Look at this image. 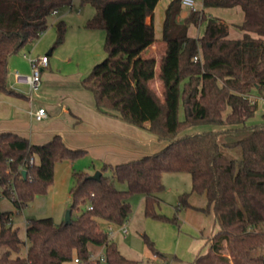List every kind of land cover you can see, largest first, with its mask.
Segmentation results:
<instances>
[{
  "label": "trees",
  "instance_id": "trees-1",
  "mask_svg": "<svg viewBox=\"0 0 264 264\" xmlns=\"http://www.w3.org/2000/svg\"><path fill=\"white\" fill-rule=\"evenodd\" d=\"M83 1L96 11L86 27L106 32V56L82 78L83 87L94 95L100 112L138 127L148 122L147 129L168 143L140 158L104 163L99 180L89 172L74 171L69 223H56L51 216L30 217L24 240L12 222L13 211L0 210V264H65L75 258L80 264H139L121 252L101 225V220L125 224L133 212L134 193L144 195L146 216L164 222L177 223L182 208L214 214L219 230L195 264H264V112L256 117L258 101L253 95L256 90L264 99V0H203L202 8L191 10L182 21V0H171L165 8L166 49L158 73L157 60L142 55L156 40L158 0ZM72 3L0 0V94L21 95L7 85L10 57L38 40L49 28L51 15ZM237 5L244 13L237 24L243 35L234 38L229 25L206 9ZM201 23H205L202 34L190 36L189 27ZM55 26L52 50L65 42L67 33L65 20ZM156 76L162 96L150 84ZM205 124L217 128L179 136L189 127ZM84 153L69 147L60 134L33 144L17 133H0L2 197L22 211L48 192L56 162ZM165 171L191 175V189L179 195L173 216L156 208L165 188ZM192 192L205 194L206 206H193ZM75 210L78 214L73 217ZM144 237L153 254L168 263L146 233ZM26 243L27 252L21 255Z\"/></svg>",
  "mask_w": 264,
  "mask_h": 264
},
{
  "label": "crops",
  "instance_id": "crops-1",
  "mask_svg": "<svg viewBox=\"0 0 264 264\" xmlns=\"http://www.w3.org/2000/svg\"><path fill=\"white\" fill-rule=\"evenodd\" d=\"M170 1L171 0H158L154 10L155 35L157 10L158 8L161 9L160 23L162 29L165 18V8ZM200 3V7L202 8L203 0H200ZM209 9L211 10L212 8H207L206 11ZM95 12V8L92 9L90 7L87 8L84 14H81L79 9L76 13L77 15L68 11L62 13L61 10L57 11L54 13L58 14L56 22L63 19L68 25L72 26L71 29L68 30L67 41L65 40L62 46L56 50L50 49L47 51L48 47H50L56 38V34L53 33L50 35V33H47V35L41 37L34 44L29 53H24L22 57L18 56V54L10 57L7 85L10 89L17 91L21 95L0 94V133H17L28 138L33 144L46 142L55 134H60L64 142L71 148L83 147L82 145H85L84 143L87 142L93 143L96 150V158L103 163L109 164H117L131 159L140 158L144 155L157 152L167 145L168 142L164 144L159 143L160 141H158L159 139L157 136L147 129L149 126L148 122L144 123V127H138L124 122L117 117L100 112L96 108L94 98L92 99L90 95L84 93L78 85H67L74 74L62 75L59 69L53 71L51 67L52 56H54V58L56 57L62 63L71 64L74 60L73 55L76 52L75 46L88 48L100 38L101 33L99 29L86 28L87 21L94 16ZM188 13L189 12L179 16V21H182ZM232 14H234V12ZM211 15L215 16L214 14ZM237 15L239 19L243 20L244 13L239 14L238 11ZM149 19L151 23V17H149ZM190 28L191 27L188 29V34L193 37H198L204 31L203 29V31L199 33H190ZM157 40H162V33L161 36H156V40L147 49H151L148 57H154L157 60L158 73L159 60L165 52L166 44L162 41L163 52L160 55H157L158 50H161L160 45L159 47L157 46ZM28 55H47L49 57V64L42 70L41 85L38 91L35 92L36 94L34 93L33 100H30L27 95L28 85L16 83L14 77L16 71L21 73L31 72ZM157 76L155 77L156 81H158ZM66 79L67 81L60 85V82H63V80ZM161 88L163 90V86H161ZM56 95H58L59 98H55ZM39 107H45L48 112V117L42 121L35 120L30 113L31 110H36ZM161 202H164L162 196H160L159 206ZM189 202L193 206L204 207L207 204V198L205 194L192 192L189 196ZM187 209L192 211L196 210L193 208ZM157 211L161 213L159 210ZM189 212L191 213V211ZM199 217V222L196 227L200 233L207 238L210 247V239L217 233L215 229L216 221L214 214L209 213L206 218L201 215H199ZM209 223H211V225L208 226ZM101 225L109 232L110 230L112 231L110 232V235L113 239L116 230L123 232V225L112 224L105 220H101ZM218 230L219 226L217 231ZM128 233H124V235H127ZM19 235L22 239H26V232L24 236L20 233ZM27 248L28 244L26 243V245L21 248V255L26 254ZM187 248L190 249V245ZM158 249L164 252V255H171V258L167 257L169 259L168 264H195L197 256L206 253L209 248L188 251V253H181L179 247L175 248L172 245ZM162 249H164V251ZM153 255L154 258L159 257L156 254ZM163 262H161V264ZM65 264L75 263L68 262Z\"/></svg>",
  "mask_w": 264,
  "mask_h": 264
},
{
  "label": "rangeland",
  "instance_id": "rangeland-1",
  "mask_svg": "<svg viewBox=\"0 0 264 264\" xmlns=\"http://www.w3.org/2000/svg\"><path fill=\"white\" fill-rule=\"evenodd\" d=\"M196 1L198 5L201 6L200 0ZM72 2L73 5L63 7L61 9V13L68 11L70 13L76 14L77 11L80 9L81 14H84L88 7L94 9V7L90 3H86L83 0H72ZM190 11V7L183 5L181 15ZM238 11L239 14L243 13V10L240 5L234 7H215L211 10H207L206 12L207 14H214L216 17L221 18L224 22L229 25L231 36L239 37L242 35V31L237 27V24L240 23L242 20L239 19L237 15ZM233 12L234 14H232ZM160 16L161 9L158 8L156 13V36H161L162 33ZM57 17L58 14L51 15L49 19V28L43 33L41 37L47 35V33H50V35L53 33L56 34L55 22L57 20ZM146 23L150 24L149 17L147 18ZM71 27L72 26L67 24V33L65 39L66 41L68 38V30L71 29ZM190 27V33H199L203 31L205 23H201L198 26L191 25ZM99 30L101 36L100 38H98L97 41L94 42L92 46L88 48L75 46L76 52L73 55L74 60L71 64L62 63L56 57H51V67L53 71H57V69H59L62 75L74 74L71 81H69L67 85H78L79 88L84 93L90 95L92 99L94 98V95L83 87L81 81L82 78L90 72L92 67L96 63L101 62L106 56L104 50L106 32L104 29ZM38 40L26 45L20 52L17 53L18 56L22 57L24 53H29L30 49H32V47ZM54 41L50 45V47H48L47 51L52 49ZM156 42L157 46L159 47L160 45L161 47V50H158L157 54L160 55L163 52V42L162 40H157ZM62 45L63 44H61L60 46ZM60 46L56 47L54 50L58 49ZM150 50L151 49H145L142 52V55L148 57ZM66 81L67 79L63 80V82H60V85H62V83ZM150 84L156 90V92L160 96H162V83L159 80L156 81L155 78ZM253 95L254 98L258 101V111L256 113L257 117L264 112V99L260 97V94L256 90ZM55 98H59V96L56 95ZM184 117V108L181 104L180 118L184 119ZM214 128L217 127L207 124L196 125L180 132L179 136H182L185 133L202 132ZM158 141H160L159 143L163 144L168 142L166 140ZM84 144L85 145H82L83 147L77 148L85 150V153L83 155L75 159H64L55 163L54 177L51 185L49 186L48 192L44 195L36 196L33 202L30 203L29 206L24 208L22 211L18 212L13 202L8 198L2 197L0 193V210L13 211L12 222L16 227H18L20 234H22L23 236L25 235L26 222L27 219L30 217L39 218L51 216L56 223H61L65 220L66 211L70 208L72 202V198L70 196V188L74 184L73 172L86 171L90 174H94L104 164L101 160L96 158V150L94 144L88 142ZM163 182L165 188L160 193V196L164 198V202H161L160 206L158 205L156 208L161 213L167 215H174L177 211L176 206L179 203V195L184 191L189 190L191 187V175L189 172L186 171H165L163 173ZM120 187L125 188V185L120 184ZM130 202L132 204L133 212L129 220L125 223L129 233L127 235H124L122 231L116 230L113 236L121 252L126 257L138 260L139 264H161V262H163L162 257L154 258L153 252L145 240V233L154 242L155 247L157 249L172 245L175 248L179 247L181 253H188V251L200 250L201 248H209L207 238L204 237L196 227L197 223L199 222V215L206 218L207 214L205 212L200 210L192 211L189 209L182 208L177 214L178 222L171 223L153 219L145 215V202L143 194L134 193L130 198ZM189 211H191V213ZM77 214L78 211L75 210L73 213V217L77 216ZM209 225H211V223H209L208 226ZM215 229L217 232V223H215ZM110 232L112 231L110 230ZM189 245L190 249L187 248ZM162 250L164 251V249ZM160 252L164 253L162 251Z\"/></svg>",
  "mask_w": 264,
  "mask_h": 264
},
{
  "label": "built area",
  "instance_id": "built-area-1",
  "mask_svg": "<svg viewBox=\"0 0 264 264\" xmlns=\"http://www.w3.org/2000/svg\"><path fill=\"white\" fill-rule=\"evenodd\" d=\"M182 4L190 7L191 10L193 11H196L201 8L198 5L196 0H182ZM28 59L31 65V72L23 74L19 71H16L14 73V77H15L16 83L28 85L27 95L30 100H33L34 93L38 91L41 85L42 70L45 67H47L49 64V57L47 55H41V56L28 55ZM195 59H197V57H195ZM30 113L33 116V118L37 121H42L48 117V112L45 107H39L36 110H31ZM33 163H35V158L31 157L30 164H33ZM91 196H94V193H91ZM88 207L92 208L91 205H89ZM122 230L125 234L128 233V229L125 226V224H123ZM92 259H96V256H92ZM101 259L103 258L101 257ZM74 263L80 264L79 259L75 258ZM162 264H168V263L164 261Z\"/></svg>",
  "mask_w": 264,
  "mask_h": 264
},
{
  "label": "water",
  "instance_id": "water-1",
  "mask_svg": "<svg viewBox=\"0 0 264 264\" xmlns=\"http://www.w3.org/2000/svg\"><path fill=\"white\" fill-rule=\"evenodd\" d=\"M26 174H27L26 170H23V175L26 176ZM101 174H102L101 170H97L94 174H91L90 177H91L92 179L99 180V179L101 178ZM71 220H72V211H71V209L69 208V209L66 211V215H65V220H64V222H65V223H69V222H71ZM165 256L171 258V255H169V254H166Z\"/></svg>",
  "mask_w": 264,
  "mask_h": 264
}]
</instances>
